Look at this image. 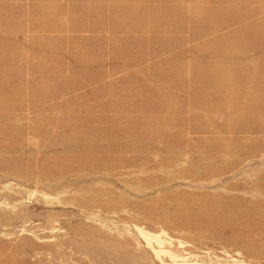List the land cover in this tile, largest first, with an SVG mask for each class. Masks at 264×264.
Returning a JSON list of instances; mask_svg holds the SVG:
<instances>
[{
  "label": "rangeland",
  "instance_id": "374dc122",
  "mask_svg": "<svg viewBox=\"0 0 264 264\" xmlns=\"http://www.w3.org/2000/svg\"><path fill=\"white\" fill-rule=\"evenodd\" d=\"M0 264H264V0H0Z\"/></svg>",
  "mask_w": 264,
  "mask_h": 264
},
{
  "label": "bare ground",
  "instance_id": "6f19581e",
  "mask_svg": "<svg viewBox=\"0 0 264 264\" xmlns=\"http://www.w3.org/2000/svg\"><path fill=\"white\" fill-rule=\"evenodd\" d=\"M149 234H150V233H149ZM156 235H157V234H156ZM142 236H143V235H142ZM147 236H148V235H147ZM148 237H149V236H148ZM148 237H147V238H148ZM155 238H156V237H155ZM150 239H151V238H150ZM155 244H156V243H155ZM162 246H163V245H162ZM161 249H163V248H161ZM156 250H157V249H156ZM160 252H161V251H160Z\"/></svg>",
  "mask_w": 264,
  "mask_h": 264
}]
</instances>
